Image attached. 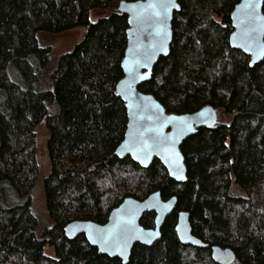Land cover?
Listing matches in <instances>:
<instances>
[{"label":"trees","instance_id":"16d2710c","mask_svg":"<svg viewBox=\"0 0 264 264\" xmlns=\"http://www.w3.org/2000/svg\"><path fill=\"white\" fill-rule=\"evenodd\" d=\"M121 1L140 0H0V264H122L83 235L68 240L64 227L74 220L102 225L124 198L154 191L176 197L175 209L154 246H134L127 264H215L211 246L231 249L237 264H264V60L250 66L229 44L240 0H179L169 53L138 86L168 114L211 106L230 118L181 144L182 184L158 160L144 169L115 155L127 124L115 92L128 29ZM98 11L104 15L91 21ZM75 28L85 29L82 39L56 61L37 42L40 32ZM39 125L50 166L42 181L50 223L43 227L31 196ZM181 211L207 248L180 244L174 228ZM140 224L152 228L154 214Z\"/></svg>","mask_w":264,"mask_h":264},{"label":"water","instance_id":"95a60500","mask_svg":"<svg viewBox=\"0 0 264 264\" xmlns=\"http://www.w3.org/2000/svg\"><path fill=\"white\" fill-rule=\"evenodd\" d=\"M179 0H174L177 7L170 8L166 20L167 39L164 43V51L156 50L155 56L147 59L146 53L153 51V45L157 44L159 37L156 36V18L152 15L151 9L134 7L147 5L156 2V0H140L136 2H119L117 11L127 17L128 29L126 30L127 44L124 56L121 62L123 77L118 81L115 87L116 95L123 101L127 124L123 140L117 146L115 155L118 158L129 157L141 168H149L153 160H158L165 168L169 178L175 183L182 184L186 181V167L184 158L180 151L181 144L189 137L194 135L199 129H212L218 124L217 110L211 106H204L196 112L186 114H168L163 106L150 94H144L138 91V86L148 82L151 79L152 71L161 57L169 53L172 39L171 22L173 14L178 11ZM263 1L261 7L257 9L260 15L262 13ZM246 0H240L233 8L230 16L232 32L229 35V44L233 49L240 51L249 58L250 66L259 64L264 60V56L255 55L256 45L250 50H245L247 41L244 37V31L248 26L242 23L245 20V9L243 8ZM139 13V15H138ZM259 44L264 45V31L258 33ZM139 60L140 64L134 63ZM147 63V67L143 66ZM131 74L136 75V79L131 81V91L121 86V82L130 80ZM144 76V79H140ZM186 118L180 120L179 118ZM159 129V132L147 131L148 129ZM143 132L145 139L159 135L164 141L162 147H152L146 152L139 150L137 143V133ZM174 141V144L172 142ZM151 142V141H150ZM126 143L132 145L125 150L122 145ZM172 147L174 152H167L165 148ZM178 155V166L182 179H178L174 174L177 164L172 163ZM176 197L163 200L160 191H154L143 200H137L131 197L124 198L121 203L113 208L107 217V221L100 225L91 221L74 220L66 224L64 234L68 240H74L83 235L88 244L95 248L100 255L109 258H118L122 264H127L130 258L131 250L134 246L140 245L151 248L161 237V228L166 218L171 215L176 206ZM154 214V225L152 228H144L140 223L144 214ZM132 220L129 230L126 232L127 247L123 255L115 247V242L104 244L103 242L94 243L98 239L99 233L107 234L109 231L118 232L117 224H123ZM175 234L180 244L192 246L194 248H207L201 240L192 234L189 222V214L181 211L177 214L175 225ZM148 233H154L149 236ZM125 236H120L123 241ZM107 248V251H102ZM210 256L215 264H237L234 252L229 248L219 246L210 247Z\"/></svg>","mask_w":264,"mask_h":264},{"label":"snow or ice","instance_id":"6c2138e0","mask_svg":"<svg viewBox=\"0 0 264 264\" xmlns=\"http://www.w3.org/2000/svg\"><path fill=\"white\" fill-rule=\"evenodd\" d=\"M134 7H140L145 10L151 9L152 15L156 18V36L159 37V41L157 44L153 45V51L150 53H146L147 59H151L155 56L156 50L164 51V43L167 39V26H166V20L168 18V11L170 8H175L177 5L175 4L174 0H156V2L148 3L147 5H139ZM261 7V0H246V2L243 5V8L245 11V20L242 21V23H246L248 26L246 27L244 31V37L247 41L246 45H242V47H245V50H250L253 45H256V51L254 52L255 55L258 56H264V45L259 44L258 42V33L260 31H264V16L260 15V13L257 11ZM139 15V13H138ZM135 64L139 65L140 61L137 59L134 61ZM143 66L147 67V63H145ZM137 77L135 74H131L130 80H125L121 82V86L124 88H127L129 91H131V81L135 80ZM140 79H144V76H140ZM180 120H185L186 118H179ZM147 131H154L156 133L159 132V129H148ZM151 141V142H150ZM137 143L139 145V150L141 152H146L152 147H162L164 145V141L160 138L159 135H156L154 137H148L145 139L144 133L139 132L137 133ZM174 144V141L172 142ZM132 145L126 143L125 145H122V148L127 150ZM165 151L167 152H174V149L172 147L165 148ZM178 155L176 157V160L172 161V163L177 164V169L174 174L177 175L178 179H182V175H180V169L178 166ZM132 224V220H128L124 222L123 224H117V229H119L118 232L114 233L113 231H109L107 234L99 233L98 239H94L93 242H103L104 244H108L110 242H115V247L120 252L121 255L124 254L126 247H127V237L125 236L126 232L129 230V226ZM149 236L154 235V233H148ZM120 236H125V239L123 241L120 240ZM102 251H107V248H102Z\"/></svg>","mask_w":264,"mask_h":264},{"label":"rangeland","instance_id":"374dc122","mask_svg":"<svg viewBox=\"0 0 264 264\" xmlns=\"http://www.w3.org/2000/svg\"><path fill=\"white\" fill-rule=\"evenodd\" d=\"M104 15V12H92L90 15L91 21H94L97 17ZM85 32L84 28H75L60 34H51L40 32L37 34V42L40 47L49 48L53 60H57L62 54L68 53L72 50L74 45L79 43ZM218 122H228L230 118L224 115L221 111L217 113ZM36 134V158L39 168L38 178L32 189V199L35 215L37 217L39 226L49 225L50 221L47 216L45 204L42 194V181L50 170L49 160L46 151V138L47 132L43 125H39L35 128ZM47 256H52L50 249L45 250Z\"/></svg>","mask_w":264,"mask_h":264}]
</instances>
